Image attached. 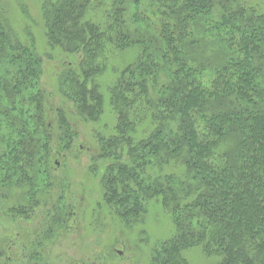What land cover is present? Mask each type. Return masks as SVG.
I'll use <instances>...</instances> for the list:
<instances>
[{"label":"trees","instance_id":"1","mask_svg":"<svg viewBox=\"0 0 264 264\" xmlns=\"http://www.w3.org/2000/svg\"><path fill=\"white\" fill-rule=\"evenodd\" d=\"M38 1L49 50L81 55L58 76L62 96L83 121L98 122L106 103L115 118L94 156L107 163L105 204L126 227L149 203L169 220L152 264H188L194 251L264 264V0ZM8 8L0 0V194L14 201L8 215L26 217L47 195L54 131L62 156L73 128L62 109L50 120L34 36L24 23L21 39ZM129 49L106 101L98 79ZM52 215L31 250L37 264L64 227Z\"/></svg>","mask_w":264,"mask_h":264},{"label":"rangeland","instance_id":"2","mask_svg":"<svg viewBox=\"0 0 264 264\" xmlns=\"http://www.w3.org/2000/svg\"><path fill=\"white\" fill-rule=\"evenodd\" d=\"M10 13L11 24L21 39L25 38L26 23L35 39L41 56L40 77L36 86L46 98V109H62L73 131L67 136L69 148L62 156L54 154L57 137L54 131L50 165L47 174V195L29 216L12 217L8 208L14 204L0 194V264H37L30 261L31 250L43 231L51 224L53 213L62 218L64 227L43 246V261L39 264H152L153 249L170 236V223L153 203L148 204L141 221L126 227L110 211L103 197L102 170L107 163L94 159L99 140L111 134L115 118L105 105L98 122L83 121L75 108L59 90L58 76L77 64L81 55H68L60 49L49 50L42 30L38 0H23L29 15L25 20L16 9L14 0H4ZM135 50L119 52L107 64L106 72L98 83L107 101V86L111 72L130 63ZM53 161L56 167H52ZM156 207V208H155ZM49 220V221H48ZM62 224L61 222H57ZM42 237V236H41ZM188 264H212L197 251L186 254Z\"/></svg>","mask_w":264,"mask_h":264}]
</instances>
